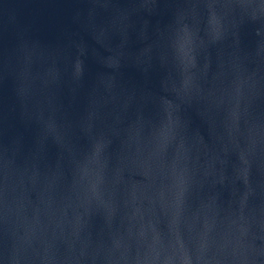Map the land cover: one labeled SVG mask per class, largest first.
Wrapping results in <instances>:
<instances>
[{"label": "water", "instance_id": "water-1", "mask_svg": "<svg viewBox=\"0 0 264 264\" xmlns=\"http://www.w3.org/2000/svg\"><path fill=\"white\" fill-rule=\"evenodd\" d=\"M0 264H264V0H0Z\"/></svg>", "mask_w": 264, "mask_h": 264}]
</instances>
